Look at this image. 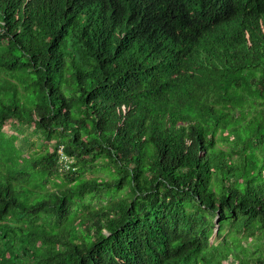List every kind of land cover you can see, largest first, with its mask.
I'll list each match as a JSON object with an SVG mask.
<instances>
[{
    "label": "trees",
    "instance_id": "trees-1",
    "mask_svg": "<svg viewBox=\"0 0 264 264\" xmlns=\"http://www.w3.org/2000/svg\"><path fill=\"white\" fill-rule=\"evenodd\" d=\"M202 7L0 0V264H264V0Z\"/></svg>",
    "mask_w": 264,
    "mask_h": 264
},
{
    "label": "clouds",
    "instance_id": "clouds-1",
    "mask_svg": "<svg viewBox=\"0 0 264 264\" xmlns=\"http://www.w3.org/2000/svg\"><path fill=\"white\" fill-rule=\"evenodd\" d=\"M183 4L191 5V6H198L203 9L202 7V0H178ZM174 13L169 8V6L165 3L161 6V12H160V21L156 23L157 31L156 33H163V34H171L174 33L176 36H185V32H180L178 30L171 29V20L174 19ZM205 29L203 27V22H199L196 24V27H194L191 32H196L197 35L201 32V30ZM176 49V48H175ZM178 51V50H176Z\"/></svg>",
    "mask_w": 264,
    "mask_h": 264
},
{
    "label": "built area",
    "instance_id": "built-area-1",
    "mask_svg": "<svg viewBox=\"0 0 264 264\" xmlns=\"http://www.w3.org/2000/svg\"><path fill=\"white\" fill-rule=\"evenodd\" d=\"M62 154H63V153H62ZM62 159L65 160V161L70 162L69 159H68L65 155H63Z\"/></svg>",
    "mask_w": 264,
    "mask_h": 264
}]
</instances>
